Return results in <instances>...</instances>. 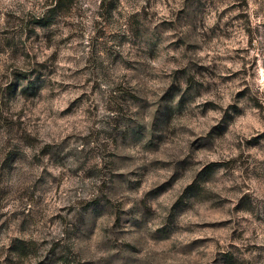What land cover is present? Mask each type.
I'll return each mask as SVG.
<instances>
[{
    "label": "clouds",
    "instance_id": "obj_1",
    "mask_svg": "<svg viewBox=\"0 0 264 264\" xmlns=\"http://www.w3.org/2000/svg\"><path fill=\"white\" fill-rule=\"evenodd\" d=\"M0 264H264V0H0Z\"/></svg>",
    "mask_w": 264,
    "mask_h": 264
}]
</instances>
